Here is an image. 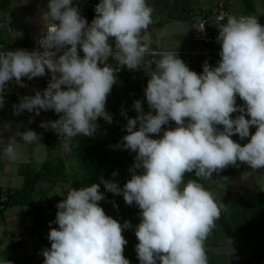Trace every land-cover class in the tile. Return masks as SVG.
<instances>
[{"label": "clouds", "instance_id": "1", "mask_svg": "<svg viewBox=\"0 0 264 264\" xmlns=\"http://www.w3.org/2000/svg\"><path fill=\"white\" fill-rule=\"evenodd\" d=\"M94 11L89 23L73 0H48L39 15V47L0 51V109L6 84L13 79L24 87L22 78L51 73L44 90L23 96L12 106L13 115L27 111L38 116L54 110L59 118L41 122L40 127L62 135L66 148L77 135L94 136L98 118L112 123L105 106L121 68L141 69L149 53L161 57L144 89L149 111H143L140 100L133 103L135 118L121 111L127 119L122 146L136 153L131 178L122 188L103 178L100 183L70 187L56 205L55 220L49 222L51 246L41 250L43 264H130L123 254L128 241L122 233L133 226L106 215L98 203L105 199L101 184L140 209L135 226L139 264H208L205 241L225 205L199 181L211 180L213 173L228 166L238 167V162L252 170L264 169V25L256 16L229 15L218 27L217 65L205 61L198 74L177 51L152 53L148 29L153 8L147 0H100ZM204 29L202 25L198 31ZM110 57L117 67L108 62ZM233 113L239 115L233 118ZM170 121L175 127L151 138ZM234 135L249 140L241 145ZM16 137L25 148L43 146L34 130H19ZM17 144L13 138L3 149L13 162L18 158ZM193 172L196 179L185 182V174ZM53 223L58 227H51ZM0 264L12 262L3 259Z\"/></svg>", "mask_w": 264, "mask_h": 264}, {"label": "crops", "instance_id": "2", "mask_svg": "<svg viewBox=\"0 0 264 264\" xmlns=\"http://www.w3.org/2000/svg\"><path fill=\"white\" fill-rule=\"evenodd\" d=\"M21 1L25 0H0V25H3L6 21L11 25L10 29L7 27H0V40L4 39L15 45H19L26 39V37L20 36L19 32L13 29L12 25L17 18V14H15L14 11L17 10V8H21L23 5ZM28 2L29 0H26L27 4ZM45 10L46 9L42 6L38 9L33 6H29L28 8L27 6L22 12L24 15H27L28 12L31 13L30 16L27 17V21L31 25V30L36 22H40L39 15ZM160 31L163 33L162 42L166 46L177 47L174 45L184 43L186 38H188L189 41L190 32L185 36L184 32L173 34L165 28H161ZM126 78H128L127 81L118 79L117 88L119 87L120 90L122 106H117L118 96L116 91V108L120 113L123 110L127 117L135 118L138 113L133 107L134 101L140 100L142 102L143 111L145 113L149 111V107L144 96V89H140L137 84V86L135 85L136 87L133 88L130 83L131 81L136 83L135 79L128 76ZM135 89L137 90L135 91ZM136 92L140 93L142 97L139 98L140 95L138 96ZM19 101L18 99L13 100L9 103L8 107L6 106L0 109V196L4 194V192L9 194L21 190L24 185L25 176L28 173L43 171L44 165L48 160L52 163L57 162L55 152L58 150V146L53 149L50 148L51 130L40 127L41 122L54 121L51 112L49 110L41 111L37 116L35 113L24 111L20 115H13L12 106L19 103ZM236 103L242 106L244 102L237 97ZM153 114L155 113L153 112ZM236 115H239V113H233L232 117L235 118ZM30 119L32 120L31 123H29ZM28 129L34 130L37 134L41 135L40 144L43 146H36L33 144L29 145L27 148L23 147L22 142H19V138L16 137V133L19 130L23 132ZM255 130V126L251 127L250 133L254 134ZM107 133H105L107 141L104 145L106 158L108 159V157L113 154V158L117 157L120 162L117 171L114 170L117 175L113 176V172H111L106 176L108 179L104 180L117 182L122 188L131 178L129 168L134 164L136 153L124 149L122 144L118 145L119 148L116 145V136H119L122 141L123 136L126 135L127 132L114 133L110 131ZM13 138H16L18 141V158L14 162L3 154L4 147H6ZM151 138L156 139V136L154 137L153 135ZM232 139L241 145L247 143L249 140V138L240 140L238 135H234ZM238 164V167L228 166L222 170V177L220 180L227 179H225L226 181L220 182L221 184H219L218 181H214L212 177L211 180H207L206 182L203 179L199 182H201L204 187L208 183L214 196L217 194L216 189H218L219 185H227L228 189L224 190V192L229 193L226 195L235 197L238 193H247L251 185L259 184L264 181V169L252 170L246 164L240 162H238ZM108 166H111V161ZM188 179H196L194 172L185 174V182H187ZM71 180L72 178L67 176V174L54 183L46 180H39L35 185L30 202H20L6 206L5 208L0 204V260L7 259L11 261L12 264H43L44 257L41 255V250L50 248L51 246L47 239L50 230L49 222L55 220L57 213L56 205L62 198L66 197ZM93 180H95V182H100L101 179L95 178ZM244 186L248 191L245 192V189L241 188ZM100 192L104 193L105 199L98 203L104 209L106 215L118 220L121 224H123L125 220L131 222L133 227L124 230L122 233L124 238L128 241L123 254L125 258L129 259L130 264H139L135 251V246L138 243L135 236V226L140 222L139 213L132 210L129 205L124 202L122 195H114L111 192H107L104 186ZM113 202L116 207L113 206ZM39 208L42 210V216L44 217V222L40 224L36 223L34 218V212ZM51 227H58V225L53 223ZM16 243H20L19 247L14 250L12 254H9V249L7 248H13Z\"/></svg>", "mask_w": 264, "mask_h": 264}, {"label": "rangeland", "instance_id": "3", "mask_svg": "<svg viewBox=\"0 0 264 264\" xmlns=\"http://www.w3.org/2000/svg\"><path fill=\"white\" fill-rule=\"evenodd\" d=\"M217 1L218 0H147L148 5L153 8V23L151 25L165 28L173 34L184 32L185 36H187L191 30L192 20L196 13L212 8ZM235 1L243 7L245 6V0ZM99 2L100 0H85L89 23H91L96 15L94 8ZM21 3L23 4L22 7L14 11V13L17 14V18L12 25L13 29L15 31L17 30L20 36L27 38L31 30V25L28 23L27 17L30 16L31 13L28 12L27 15H24L22 12L27 6L28 8L29 6H33L37 9L42 6L46 9L47 3L44 0H29L28 4L25 0L21 1ZM250 4L255 8V13L264 17V0H250ZM246 11L253 12L247 8ZM1 41L7 44L10 43L4 39ZM191 44V41H188V38H186L184 43L174 46L181 48L190 46ZM126 77V75H120L119 79L127 81L128 78ZM130 84L133 88L137 86L134 81H131ZM137 89H135V91ZM116 91L118 96L117 106H122L119 87H116ZM136 93L138 96L140 95L139 98L142 97L140 93ZM116 137V145L123 144V140L121 141L119 136ZM106 141L105 133H95L92 137L77 135L71 140L70 147L65 148L58 145V150L55 152V156L57 157L56 160L57 162L58 159L64 161L67 169V176H70V178L93 175L96 179H108L106 176L114 172V170L117 171L120 161L117 157L113 158V154H111L108 159L106 158V151L104 149ZM110 161L111 166H108ZM206 181L207 180H205V182ZM223 181L226 180L221 179L218 182L221 184L220 182ZM205 188L211 192L208 183L205 185ZM241 188H244L245 192L248 191L245 186ZM226 189H228L227 185H219L218 189H216L217 194L215 199L218 203L221 202L225 205L222 212L225 213L228 221L229 219L231 220L232 229L235 231L236 238L239 240L238 245L242 249L243 255L252 264H257L258 258L264 255V181L259 184L251 185L247 193H238L235 197L226 195L229 194L224 192ZM4 194L8 195L6 192H4ZM3 197H5V195L2 194L0 199L2 200ZM222 224L223 220L220 217L216 220L215 227L205 241L208 264H228L229 262L226 255H221L216 253V251L208 249L211 244L222 245L226 243L224 225ZM251 236L253 238L248 239V237Z\"/></svg>", "mask_w": 264, "mask_h": 264}, {"label": "built area", "instance_id": "4", "mask_svg": "<svg viewBox=\"0 0 264 264\" xmlns=\"http://www.w3.org/2000/svg\"><path fill=\"white\" fill-rule=\"evenodd\" d=\"M46 3L48 0H44ZM73 4L77 5L80 9V13L82 17L88 20V14L86 11L85 0H73ZM229 15L234 16H256L258 18V22L261 25H264V19L261 18L255 12L246 11V7L240 5L235 0H218L217 3L210 9H205L204 11H198L196 15L193 17L189 40L191 41L190 46L186 47H169L163 44L162 38L163 33L160 31V27L157 26H149V33L151 34L152 43L151 50L152 53H160L164 51H177L178 56L182 59L190 70L195 71L200 74L203 72V63L207 61L210 65L216 66L217 61L220 59L219 51L220 45L216 42V37L218 35V27L222 23H226L227 17ZM3 25H7L8 29L11 28L9 22H4ZM204 26L205 29L203 32H200L201 26ZM42 25L40 22H36L34 27L32 28L29 36L21 42L19 45H15L13 43H5L0 40V51H14L16 49H26L28 51H32L39 47L38 40L42 36ZM110 43L114 44V40H110ZM70 47V46H68ZM64 49H61L57 55L62 54ZM79 55L82 57L83 52L78 49ZM161 57L159 55H152L151 53L146 54L144 57V61L141 65V69L130 71L126 67L121 68L117 73V83L120 75H126L128 77H132L135 79L136 84L140 89H145L147 86L148 75L152 71L155 70L156 65L155 61L159 60ZM109 63L112 64L113 67H117L116 63L112 58H109ZM103 66V65H101ZM47 72V70H46ZM51 78V73H48L44 77L33 78L32 80H28L27 78H22V83L25 85L24 87H20L15 83V80L9 84H6V88L4 90L5 96V105L4 107H8L9 103L13 100H20L23 96H32L35 94L37 90L42 91L47 87V84ZM117 83L113 85L110 94L107 96L105 110L108 114L112 116V123L109 124L105 122L102 118H98L97 124L99 125L96 133H107V132H126L125 125L127 123V119L125 116L121 115L119 110L115 108L113 105L116 102L115 92ZM62 89L66 90L65 86H62ZM3 107V108H4ZM52 114L53 120H57L59 115L54 112V110H49ZM138 127V125H137ZM169 127H175L174 122H169V125L162 126V131L159 135L152 134L156 139L159 136H162L163 131ZM220 130H222L223 126H218ZM51 134L55 137L62 147H65L64 137L62 135L56 134L53 130H51ZM66 148V147H65ZM68 148V147H67ZM222 177V171L219 173H213L212 178L214 181H219ZM2 200H6L8 197L6 194Z\"/></svg>", "mask_w": 264, "mask_h": 264}, {"label": "trees", "instance_id": "5", "mask_svg": "<svg viewBox=\"0 0 264 264\" xmlns=\"http://www.w3.org/2000/svg\"><path fill=\"white\" fill-rule=\"evenodd\" d=\"M245 6L247 9L254 12L255 8L253 7V5L250 4V0H245ZM261 18L264 19L263 16H261ZM113 106L116 108V102L114 103ZM50 141H51V145H50L51 149L60 145V142L52 135H51ZM65 170H66V167L62 159H58V162L56 163H52L50 160H48L44 165L43 171L36 172V173H28L25 176L24 185L22 189L17 192L9 193L7 195L8 198L6 200H0V204L3 205V207L5 208L6 206L17 204L20 202L21 203L30 202V199L32 198V195H33V191L35 189V185L39 180H46L51 183H54L58 179L66 176L67 172ZM93 179H95L93 175L73 177L70 183V187L80 188V187L89 186L92 183H100V182H95V180ZM102 188H103V185L101 184L100 191ZM129 207L132 210H135L136 212L140 213V209L138 208V206L135 205V203ZM34 218H35L36 223L40 224L44 222V217L42 216V210L40 208L34 212ZM229 223L231 225L230 219H229ZM235 236H236V233H235ZM252 238H253L252 236L248 237V239H252ZM237 243H239L238 239H237ZM19 244L20 243L14 244V247L11 249L8 247L7 249H9V254H12V252L19 247Z\"/></svg>", "mask_w": 264, "mask_h": 264}, {"label": "water", "instance_id": "6", "mask_svg": "<svg viewBox=\"0 0 264 264\" xmlns=\"http://www.w3.org/2000/svg\"><path fill=\"white\" fill-rule=\"evenodd\" d=\"M221 218L223 220L224 232L226 236V243L222 245L211 244L208 249L211 251H216V253L221 255H226L228 257V264H252L244 255L242 249L237 243V238L235 232L232 229L225 213H221ZM257 264H264V255L260 256L257 260Z\"/></svg>", "mask_w": 264, "mask_h": 264}]
</instances>
